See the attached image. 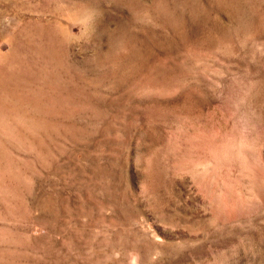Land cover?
Returning a JSON list of instances; mask_svg holds the SVG:
<instances>
[{
    "label": "rangeland",
    "instance_id": "rangeland-1",
    "mask_svg": "<svg viewBox=\"0 0 264 264\" xmlns=\"http://www.w3.org/2000/svg\"><path fill=\"white\" fill-rule=\"evenodd\" d=\"M0 76L14 264H264V0H0Z\"/></svg>",
    "mask_w": 264,
    "mask_h": 264
},
{
    "label": "bare ground",
    "instance_id": "bare-ground-1",
    "mask_svg": "<svg viewBox=\"0 0 264 264\" xmlns=\"http://www.w3.org/2000/svg\"><path fill=\"white\" fill-rule=\"evenodd\" d=\"M23 74L20 73L19 81L21 82L24 79L21 78L24 76ZM19 81L13 79L0 78V95L6 96L9 100L13 101L15 105L18 103L19 105H21L20 103L25 104L26 101L29 102L30 103L29 105H32V107L35 108L36 110L38 109L40 111V114H42L44 118L45 116L51 115L54 112L55 114L56 112H63L61 109H58L56 107H55L56 109H53V107L50 108V106L52 105H57V106L60 105V100L56 99L54 97L55 96L54 94H52L51 92L47 93L43 89L35 88L37 87V85L34 86L30 85L29 87L25 85L26 86L25 87L23 84H20ZM7 107L3 106L2 103H0V225L1 226H4L3 223L7 219L5 214H9L12 212V208H13L12 204L15 203L17 199L16 192H14L13 194L11 189L15 190L13 185L16 182L17 175H19L18 174L19 172L17 173V168H16L17 159L14 157L12 151L10 150V146L11 148L14 149L15 148L21 149V146L19 144V142L21 141H19L17 139V135L13 133L14 130H11L13 132H10L8 125H6V120L10 119L11 117L10 111L7 109ZM16 129L18 130L17 126ZM2 208L5 209L4 214H2L1 211ZM9 246H10L9 243L3 244V239L0 237V264H14L15 262V261L13 262L14 253L9 250Z\"/></svg>",
    "mask_w": 264,
    "mask_h": 264
}]
</instances>
